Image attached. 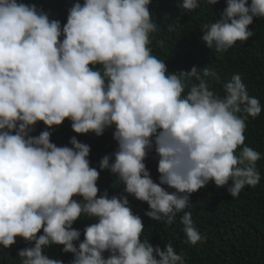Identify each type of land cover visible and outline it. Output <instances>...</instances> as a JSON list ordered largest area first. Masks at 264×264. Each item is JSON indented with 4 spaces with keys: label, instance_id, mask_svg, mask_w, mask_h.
Masks as SVG:
<instances>
[{
    "label": "clouds",
    "instance_id": "1",
    "mask_svg": "<svg viewBox=\"0 0 264 264\" xmlns=\"http://www.w3.org/2000/svg\"><path fill=\"white\" fill-rule=\"evenodd\" d=\"M200 2L179 7L192 12ZM150 4L77 0L62 26L35 5L0 0V246L17 237L33 243L19 250L20 264H64L44 254L51 245L72 253L70 264H186L171 243L161 249L141 239L144 224L128 196L147 203L145 215L157 222L170 225L183 213L186 240L196 245L202 236L185 211L192 193L214 183L236 198L260 182L261 153L244 133L264 106L238 73L223 84V96L210 90L204 78L215 73L207 67L169 73L150 47L159 30ZM254 18H264V0H226L201 40L225 53L254 35ZM193 78L198 83L189 86ZM66 119L76 134L114 129L118 148L99 169L114 174L127 195H98L88 144L75 136L70 147L51 141L49 129ZM40 122L45 130L32 135ZM153 151L158 183L145 164ZM82 217L96 222L80 241L73 224Z\"/></svg>",
    "mask_w": 264,
    "mask_h": 264
},
{
    "label": "trees",
    "instance_id": "2",
    "mask_svg": "<svg viewBox=\"0 0 264 264\" xmlns=\"http://www.w3.org/2000/svg\"><path fill=\"white\" fill-rule=\"evenodd\" d=\"M35 5L43 10L50 19L59 20L61 25L67 22L68 10L77 0H18ZM83 4V0H79ZM182 0H151L149 10L159 30L151 34L150 47L153 55L163 60L169 73L190 71L193 66L200 69L207 67L215 76L205 77L210 90L223 96V84L239 74L246 85L249 96L256 97L264 106V18H254L249 30L254 35L245 42H239L222 54H215L201 40L206 26L219 18L226 7V0H218L211 5L201 0L200 7L192 12H183L179 7ZM250 2V0H249ZM198 83L194 78L189 82ZM187 91V89H186ZM244 133L245 144L261 153L256 167L261 180L255 187L246 186L238 197L232 198L227 191L228 186L218 188L214 183L190 195V207L185 211L192 214L195 227L202 236L196 245L187 242L180 222L183 213H178L174 223L164 224L145 215L149 206L145 202L128 196L134 214L142 218L144 232L142 240L161 249L171 243L178 254H182L186 264H264V107L260 116L249 117ZM45 130L42 122L38 123L32 135H39ZM51 141L57 146H71L70 138L75 136L78 141L90 146V166L100 172L97 186L98 195L107 191L113 195H127L117 177L108 170H100L99 162L105 155L113 154L117 142L113 139L114 129L108 128L103 135L94 133L76 134L71 122L65 120L62 125L49 129ZM239 152V149L237 150ZM154 182H159L157 171L158 157L150 152L145 160ZM169 192L173 189L167 188ZM96 222L82 217L73 224V228L81 231L80 241L84 239L83 229ZM43 234L38 233V235ZM80 241L74 242L77 244ZM33 243L17 237L16 243L10 248L0 246V264H20L18 252L31 247ZM62 245L46 246L44 254L49 258L59 259L70 264L74 259L72 253L63 252ZM105 257L109 253H104Z\"/></svg>",
    "mask_w": 264,
    "mask_h": 264
}]
</instances>
